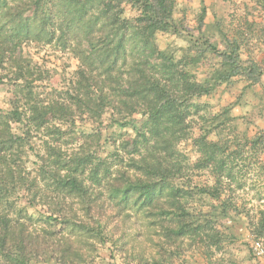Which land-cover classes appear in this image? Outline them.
I'll return each instance as SVG.
<instances>
[{"label":"rangeland","instance_id":"obj_1","mask_svg":"<svg viewBox=\"0 0 264 264\" xmlns=\"http://www.w3.org/2000/svg\"><path fill=\"white\" fill-rule=\"evenodd\" d=\"M174 1L177 31L156 32L154 43L173 57L178 68L198 81L220 68L221 57L207 48L208 40L220 50L236 45L241 64H251L260 73L258 81L233 76L217 83L209 94L191 98L200 109H192L186 135L176 144L182 171L175 183L195 188L187 206L196 215L208 212L216 220L218 240L174 235L171 228L178 221L174 211L160 209L158 202L138 206L132 199L124 203L114 197L111 186L122 185L123 177H141L137 161L140 151L146 152L145 117L137 108L129 114L124 104L134 101L124 103L115 93L127 71L118 67L108 79L101 67H95L92 75L99 83L91 87L92 100L84 98L86 103L77 105L74 96L87 88L76 86L79 62L70 51L71 39L64 48L56 39L59 29L48 42L45 31L36 27L39 16L34 7L26 0H8L4 16L0 15V121L5 118L11 133L23 135L27 114L22 121L12 118L24 102L69 106L49 118L46 128L32 129L20 146L14 144L4 156L7 165H0V175L9 177L0 186L3 209L26 228L28 264H264V239L251 232L258 211H264L263 139L240 157L234 180L222 188L227 214L218 200L196 190L214 181L210 170L200 167L193 144L196 136L205 135L212 141L232 140L234 148L235 141L243 143L264 130V0H204V15L200 0ZM125 9V17L135 16L128 6ZM64 29L68 32L69 27ZM122 122L125 125H119ZM78 157H85L87 165H101L99 184L88 182L86 208L80 199L51 187L52 171ZM89 173L87 169L85 180ZM81 225L83 231L77 228Z\"/></svg>","mask_w":264,"mask_h":264},{"label":"trees","instance_id":"obj_2","mask_svg":"<svg viewBox=\"0 0 264 264\" xmlns=\"http://www.w3.org/2000/svg\"><path fill=\"white\" fill-rule=\"evenodd\" d=\"M16 1L18 2L10 0ZM26 1L37 12L35 15L39 16V24L36 27L39 31H45L48 42L55 39V33L59 29L56 39L61 41L64 48L71 39L70 51L79 62L76 86L80 83L78 86L87 88L81 95L74 96L77 105L84 98L92 100L91 87L99 83L92 75L95 67H101L108 79L118 67V70L124 67L127 71V78L117 86L115 93L124 103L126 100L129 103L130 100L134 101L127 106L124 104L129 114L137 108L145 117L142 123V150L146 152L140 151V160L137 161L141 165L138 168L141 177H123L122 185L111 186L114 187L111 190L114 197L124 203L132 199L138 206H151L158 202L160 209L175 212L178 221L175 228H171L172 234L206 237L216 242L220 234L216 220L210 219L208 212H199L196 215L187 206L188 199L192 197L191 191L195 188H184L175 183V178L182 171L179 160L181 156L176 150V144L186 135L192 109L194 112L200 109L191 98L209 94L217 83L228 82L233 76L243 75L249 80L258 81L260 73L251 64L248 67L241 64L236 45L228 44L224 50H220L209 44L208 40H205L207 48L221 57L220 68L214 69L202 81L178 68L173 57L154 43L156 32L177 31L173 19L174 0ZM7 2L8 0H0L2 16ZM200 2L204 15V0ZM125 6L134 11L135 16L125 17ZM202 22L203 18L200 20ZM65 26L69 27L68 32L65 31ZM1 32L0 26V36ZM100 96L105 97L103 90L100 91ZM24 103L26 105L22 110H14L12 118L22 121V117L27 114L23 135L11 133L5 118L0 121V165L6 164L5 154L14 144L20 146L26 141L32 129L46 128L49 118L59 116L69 108L65 104H40L39 101L31 100ZM84 106L92 107L89 104ZM119 125L125 124L122 122ZM262 139L264 144V130L257 136L246 138L243 143L240 140L235 141L236 146L231 148L233 146L229 143L232 140L212 141L205 135L194 138L193 144L200 154L199 165L210 170L214 181L210 186L197 187L196 190L199 194L218 200L222 213L227 214L229 209L227 198L221 197L222 188L234 180V167L240 157L248 149L257 147ZM87 161L85 157L73 158L59 166L61 168L53 170L50 176L54 190L80 199L85 208L90 205L86 203L91 194L88 182L97 184L100 181L101 166L100 163L92 162L87 165ZM87 169L90 171L89 179L85 180ZM8 179L7 174L0 175V186L6 184ZM4 204L0 194V264H28L29 254L25 242L30 238L25 232L24 224L5 212ZM233 205L235 209L236 205ZM258 213L257 224H253L251 232L256 239H264V211L259 210ZM77 228H83V231L85 227L81 225ZM64 259L62 257L60 261Z\"/></svg>","mask_w":264,"mask_h":264}]
</instances>
